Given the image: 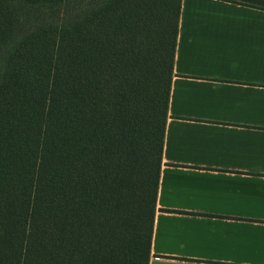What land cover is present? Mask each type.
<instances>
[{"label":"trees","instance_id":"obj_1","mask_svg":"<svg viewBox=\"0 0 264 264\" xmlns=\"http://www.w3.org/2000/svg\"><path fill=\"white\" fill-rule=\"evenodd\" d=\"M181 0H0V264H148Z\"/></svg>","mask_w":264,"mask_h":264},{"label":"crops","instance_id":"obj_2","mask_svg":"<svg viewBox=\"0 0 264 264\" xmlns=\"http://www.w3.org/2000/svg\"><path fill=\"white\" fill-rule=\"evenodd\" d=\"M148 264H264V0H181Z\"/></svg>","mask_w":264,"mask_h":264}]
</instances>
